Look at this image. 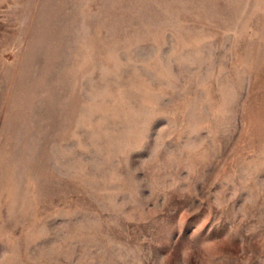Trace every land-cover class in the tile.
<instances>
[{
    "label": "rangeland",
    "instance_id": "rangeland-1",
    "mask_svg": "<svg viewBox=\"0 0 264 264\" xmlns=\"http://www.w3.org/2000/svg\"><path fill=\"white\" fill-rule=\"evenodd\" d=\"M0 264H264V0H0Z\"/></svg>",
    "mask_w": 264,
    "mask_h": 264
}]
</instances>
